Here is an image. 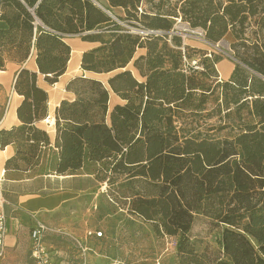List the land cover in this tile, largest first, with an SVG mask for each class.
<instances>
[{
    "label": "trees",
    "instance_id": "trees-1",
    "mask_svg": "<svg viewBox=\"0 0 264 264\" xmlns=\"http://www.w3.org/2000/svg\"><path fill=\"white\" fill-rule=\"evenodd\" d=\"M35 1L0 0V18L8 24L7 29H0V46L10 30L26 32L29 49L34 37L39 70V75L27 68L18 72L14 86L24 96L17 108L23 123L8 131L0 130V145L16 142L15 137L20 136L23 141L31 142L32 155L49 144L45 131L32 124L46 113L47 94L37 85V79L44 75L45 80L54 82L64 72L69 48L61 41L63 34L82 35L94 30L83 38L94 40L103 31L114 36L113 40L102 41L99 47L83 53L82 68L98 72L124 67L135 48L142 46L140 36L124 31L90 0H40L34 8L35 16L52 31L40 27L34 32V17L27 5L33 7ZM140 1L109 0V3L125 8L121 20L128 24L164 32L146 39L169 36L171 26L166 17L157 14L150 17L139 10ZM252 1L247 0L246 7L234 0L227 5L213 4L212 0H183L177 13L169 15L180 17L191 27L202 28L206 41L218 42L230 25L243 24L247 9L251 14L254 12ZM66 6L69 12L62 16L58 11ZM5 7L11 8V13H4ZM141 15L152 20L145 24L139 18ZM134 16L133 22L130 17ZM179 45L181 40L177 42ZM184 48L188 58L194 55L189 49L199 47L185 45ZM125 50L128 51L126 61L116 64ZM178 55L182 59L181 51ZM144 57L139 56L134 65ZM235 57L251 72L264 75V59L245 58L237 52ZM4 66L0 55V68ZM200 71L205 69L202 67ZM244 71L236 65L224 86H236L242 92L255 86L250 95H263L264 81L256 75L249 78L238 75ZM107 83L110 88L100 80L77 77L69 86L76 98L63 100L56 107L55 147L59 152L56 172L64 174L69 169H78L85 160L104 163L110 171V183L122 177L119 187L124 189L123 194H115L113 198H125L129 212L153 221L157 231L178 235V249L190 257L191 264H264V228L259 227L264 224V99L256 97L254 102L253 115L258 121L245 126L233 138H201L188 135L187 123L179 127L175 124L171 113L174 98L164 102L163 98L158 101L150 95L152 87L157 94L161 93L162 86L158 87L157 81L149 77L138 81L125 69L109 77ZM110 90L125 101L111 106ZM183 96L179 92L177 97ZM243 98L246 96L240 97L238 92L231 101L236 104ZM9 135L14 138H7ZM20 153L18 149L14 160ZM214 193L224 197L223 209L216 217H206L200 212L199 203L205 195ZM202 215L211 225H222L216 240L219 250L207 260L194 252L199 239L192 230L195 219Z\"/></svg>",
    "mask_w": 264,
    "mask_h": 264
},
{
    "label": "rangeland",
    "instance_id": "rangeland-1",
    "mask_svg": "<svg viewBox=\"0 0 264 264\" xmlns=\"http://www.w3.org/2000/svg\"><path fill=\"white\" fill-rule=\"evenodd\" d=\"M182 1L141 0L139 6L150 17L155 14L164 15L170 22V30H172L176 24V18L169 13H177ZM218 2L227 5L230 0H212L213 4ZM234 2L249 6L247 0H234ZM252 3L254 12L251 14L247 9L243 13L246 15L243 24L238 22L233 26L230 25L218 42L201 41L193 36L182 38L179 33H184L183 25H177L178 34H171L166 36L167 38L159 36L141 40V45L146 47L148 54L144 59L137 61L134 67L142 77L146 79L149 77L151 81H157L158 87L162 86L159 94L153 87L149 89L153 98L156 97V100L160 101L161 97L164 102L174 98L171 105L173 119L178 127L187 123V132L190 131L188 135L231 139L245 126L258 121L253 115L254 102L256 97L263 100L264 94L250 95L253 94L255 86L247 87L244 92L242 88L236 86L225 87L224 82L230 81L231 76L225 80L214 66V62L227 59L233 62L235 67L239 65L245 70L240 72L239 76L249 78L256 75L235 57L237 52L245 58L264 59V0H253ZM4 13H11V8L5 7ZM130 18L133 22L136 21L135 16ZM139 18L145 24L152 20L143 15ZM182 22L188 24L186 21L182 20ZM132 25L136 26V24ZM183 39L199 47L197 50L189 49V53L194 55H190L186 60L179 58L178 55L180 45L177 46V42ZM1 43L0 55L4 64L7 62L21 64L26 58L30 43L26 32L19 29L10 30ZM210 51L211 57H205L204 52ZM127 57L128 51L125 50L116 60V64H122ZM198 57H200L198 64L205 69L204 72L200 71L201 68L194 69L190 66L191 60ZM256 76L264 81V75ZM2 82L4 83L5 79ZM2 82L0 80V86H3ZM43 86L48 88L54 102L60 95L65 94L61 87H49L45 82ZM179 92L183 93V98L177 97ZM238 92L240 97L246 96V98L239 103H232L231 98ZM130 96L131 99H135L133 94ZM39 125L51 135L47 122H40ZM1 137L0 134V139ZM7 138H14V136L9 135ZM15 139L16 147L21 153L6 165L8 173L18 176L44 174L45 169L49 167L48 163L55 159L51 151L48 157L44 155L48 152L49 144L42 146L40 151L37 150L32 155L30 141H23L20 136ZM43 156L47 163L45 166H41ZM85 161L86 164L81 170L83 182L88 175H92L94 185L87 184L78 199L65 203L57 210L42 212V217L58 227L75 233L88 250L85 255H82L79 249L72 247L60 237L49 238L47 243L50 247L66 253L73 259L74 264H191L188 259L190 257L182 255L178 249V235H169L162 230L157 231L153 221L145 220L129 212L125 198L121 196H117V200L113 198L115 194H123L124 189L119 187L121 176L110 183L111 179L108 180L110 171L106 169L107 166L104 163ZM50 173L58 174L56 171ZM223 199L220 193L205 195L199 203L200 212H203L206 217H216L223 209ZM206 221L203 215L197 217L192 233L197 234L199 239L195 244L194 252L207 260L219 250L216 240L222 225H211ZM259 227L264 228V224ZM26 231V228L21 229L11 252L10 264H30V242ZM96 232H102V235L98 236ZM262 233L264 234V231Z\"/></svg>",
    "mask_w": 264,
    "mask_h": 264
},
{
    "label": "crops",
    "instance_id": "crops-1",
    "mask_svg": "<svg viewBox=\"0 0 264 264\" xmlns=\"http://www.w3.org/2000/svg\"><path fill=\"white\" fill-rule=\"evenodd\" d=\"M40 0H36L35 4H38ZM95 7H97L102 13L107 14L113 20H115L120 27L124 29L123 23H128L121 20L125 15V8L122 6H112L109 0H90ZM34 4V5H35ZM27 5V4H26ZM29 7V5H27ZM68 6L61 8L58 11L62 16L68 14ZM62 11V12H61ZM8 24L6 20L0 18V29H7ZM95 32L94 30L86 31L82 35L78 33H66L61 37V41L68 46V60L66 62L65 70L60 74L54 82H49L44 79V75H40L37 79V85L42 88L46 94V113L41 119L33 121L34 127L39 130L45 131L49 137L48 152L44 155L47 157L50 154L55 156V159L50 161L49 167L45 169L44 174H36L30 176H18L15 174L8 173L6 165H8V160L15 158L17 154V143L11 141L6 145H0V167L3 169V174L0 173V207L6 215V235H5V254L2 259H0V264H10L11 252L14 249L17 239L21 233L22 228H26L28 240L29 232L31 227L34 225L36 219L45 222L51 227H56L63 230L66 233L75 235L71 231L58 227L55 224L47 221L42 217V212L54 211L59 209L67 202L75 201L78 199L83 189H86V185L93 186L94 177L88 175L87 179L83 182V175L81 170H83L86 161L78 169H69L64 174L53 175L50 172L56 171L59 163V152L55 147V109L60 105L61 101H72L76 98L70 83L77 77L94 78L100 80L103 85L110 88L107 79L117 72L122 70H130L132 75L139 81L143 79L138 70L134 67V61L139 58V56H147V49L144 46L136 47L132 56L128 59L124 67H116L110 71L98 72L94 70L83 69L82 56L84 52L93 50L94 48L102 45V41L113 40L114 36L110 34L109 31H103L98 36L94 37V40L84 39L83 35L87 33ZM118 32H121L119 30ZM135 35V34H132ZM143 40L142 38H140ZM168 40V39H167ZM181 43L186 45L195 46L194 44H189L184 40ZM144 57V58H145ZM36 48L34 47V37L31 39V47L28 51L26 58L21 64L15 62H7L4 68H0L3 72L0 73L1 82L3 86H0V130H11L13 128L22 125V121L18 118L17 108L21 104L24 96L19 94L15 90V79L21 68H27L31 71H35L39 75V70L36 64ZM216 69L220 75L227 80L233 73L235 64L227 61V59H220L218 62H214ZM11 76V77H10ZM43 82L47 83L49 87L59 88L64 91V95H60L54 102L52 100L51 94L48 88L43 86ZM4 87V88H3ZM50 99L53 103V116H54V132L49 133L46 129H43L39 123L44 118L50 114ZM125 100L121 99L118 95H115L110 90V104L115 105L117 103H123ZM14 109L15 117L12 116V110ZM49 147L53 149L50 150ZM88 162H96L90 161ZM47 165L46 159L42 158L41 166ZM92 178V179H91ZM87 182V183H86ZM84 183V184H83ZM92 183V184H91ZM88 186V187H89ZM60 237L64 241L70 243L72 247L78 249L71 239L67 236H62L58 234H50L45 237L44 242L47 248L51 250V254L55 256L58 264H74L73 259L67 256L66 253L59 249H54L50 247L47 243L49 238ZM77 237V236H76ZM29 262L33 264L31 255L29 254Z\"/></svg>",
    "mask_w": 264,
    "mask_h": 264
},
{
    "label": "built area",
    "instance_id": "built-area-1",
    "mask_svg": "<svg viewBox=\"0 0 264 264\" xmlns=\"http://www.w3.org/2000/svg\"><path fill=\"white\" fill-rule=\"evenodd\" d=\"M37 4H35L33 7H28V10L34 17L33 25H34V32H36L40 27L43 30L52 31L48 27H46L36 16L34 13V8ZM139 10L141 8L139 7ZM1 6H0V14H1ZM124 31H127L131 34H135L140 36L142 39L150 37V36H157L162 35L164 32L158 29H149L142 26H133L128 23H123ZM177 25H183V31L184 33H179L178 26ZM181 34L182 38H187L188 36H193L197 39H200L201 41H206L205 39V32L200 27H191L187 23L182 22L180 17H176V24L174 25V28L169 31V35L171 34ZM184 40V39H183ZM218 44V43H217ZM186 44L183 43L179 49L181 51V57L182 59L186 60V53H185V46ZM210 52L206 53L205 56L211 57ZM212 54V53H211ZM199 58H193L191 60L190 66L194 69H200L202 68L198 64ZM215 66V65H214ZM1 203V201H0ZM50 234H58L62 236H67L71 239V241L74 243V245L82 252V255H85L86 251L88 250V247L84 246L83 243L80 241V239L74 235H71L69 233L64 232L61 229H58L56 227H51L47 225L45 222L36 219L34 222V225L31 227L29 232V238H30V255L33 264H58L55 256L51 254V250L47 248L45 245L44 239ZM98 236L102 235V232H96ZM5 235H6V215L4 211L0 207V259L4 257L5 254Z\"/></svg>",
    "mask_w": 264,
    "mask_h": 264
},
{
    "label": "bare ground",
    "instance_id": "bare-ground-1",
    "mask_svg": "<svg viewBox=\"0 0 264 264\" xmlns=\"http://www.w3.org/2000/svg\"><path fill=\"white\" fill-rule=\"evenodd\" d=\"M3 71L0 69V73ZM53 103L52 100L50 99V114L46 118H44L42 121L47 122L49 124V129L50 132H54V116H53ZM12 116L15 117L14 109L12 110ZM0 173L3 174V169L0 167Z\"/></svg>",
    "mask_w": 264,
    "mask_h": 264
}]
</instances>
